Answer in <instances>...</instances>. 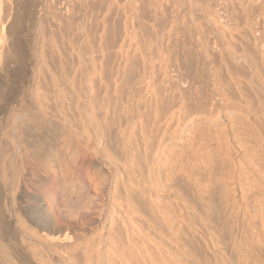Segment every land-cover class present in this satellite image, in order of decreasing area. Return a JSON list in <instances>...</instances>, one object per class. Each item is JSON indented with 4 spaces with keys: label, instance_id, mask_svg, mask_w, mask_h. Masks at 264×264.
I'll use <instances>...</instances> for the list:
<instances>
[{
    "label": "bare ground",
    "instance_id": "1",
    "mask_svg": "<svg viewBox=\"0 0 264 264\" xmlns=\"http://www.w3.org/2000/svg\"><path fill=\"white\" fill-rule=\"evenodd\" d=\"M172 1L0 0V264H264V0Z\"/></svg>",
    "mask_w": 264,
    "mask_h": 264
},
{
    "label": "rangeland",
    "instance_id": "2",
    "mask_svg": "<svg viewBox=\"0 0 264 264\" xmlns=\"http://www.w3.org/2000/svg\"><path fill=\"white\" fill-rule=\"evenodd\" d=\"M174 1H175V2H174ZM174 1H172V2H174V4H173L174 7H175L176 9L181 8V9L183 10V7H184V6L182 7V2H179L180 0H179V1L174 0ZM176 1H177L178 3H181V4L179 5ZM186 1H187V0H186ZM188 1H189V0H188ZM193 1L196 2V1H198V0H192V1L190 0L189 2L192 4ZM176 3H177V4H176ZM199 4H200V3H199ZM191 8H193V9H191ZM184 9H185V11H184V10H183V11H184L185 15H184L183 12H182V13H183V15H184V20H185V21H186V20H190V21L194 20V21H195V20H197V19H195V18H197V15H198L199 13L202 14L201 10H196L193 6H191V7H187V8L184 7ZM194 9H195V10H194ZM189 10H194V11H189ZM195 11H196V12L199 11V13H196ZM190 12L192 13V15H191V14H188V13H190ZM195 14H196V15H195ZM188 15H189V16H188ZM190 15H191V16H190ZM185 16H186V17H185ZM195 16H196V17H195ZM188 17H189V18H188ZM198 17L201 18V15L199 14ZM207 18H208V17H207ZM207 18H201L200 20L202 21V24H203L206 28H208L209 30H212V28L209 27V26H212V22L209 21V22H210V23H209L208 20H207ZM198 19H199V18H198ZM223 19H224V18H223ZM223 19H221V21L219 20V24H222L226 18H225L224 20H223ZM226 20H227V19H226ZM226 20H225V21H226ZM186 22L188 23L189 21H186ZM242 22H243V21H242ZM236 34H238V33H236ZM180 36H183V34H181V32H180ZM211 36H214L213 33H211ZM238 38H239V37H238L237 35H236V37H233V39H237V40H238ZM219 41H220V42H219ZM219 41H218V43H217V46H218L219 49H222V48L226 49V48L229 47V46L227 45V42H226L225 40H223V38H222L221 36H220V38H219ZM224 42H226V45H225ZM222 44H223V45H222ZM224 46H225V47H224ZM227 46H228V47H227ZM231 47H232V49L235 48L234 46H231ZM236 49H238V48L236 47ZM226 57H227V55H226ZM12 79H13V78H12ZM37 110H38V109H36V108L34 109V107L32 106V111H37ZM39 112H41V111L39 110ZM2 128H3L2 131H0V134H1V135H0V139L3 140V142L0 141V148L3 147V149H0V151H1L0 154L2 153L1 155H3L4 151L6 150V147H5V146H6L7 143H8V141H7V137L2 135V134L4 133L3 131H5V129H4V125H3ZM2 136H3V138L6 137V141H5L4 139L1 138ZM4 141H5V142H4ZM1 144H2L3 146H2ZM1 155H0V158H1ZM0 166H1V164H0ZM47 188H48V187H47ZM45 190H46V189H45ZM92 192H93V191H91L90 188H86L85 201H84V203H85V205L89 203V204L87 205L88 207H91V206H93L95 203H97V202H96L97 199H96V200H93L94 197H95V198H97V197H96V195H94V193H92ZM86 198H87V201H86ZM48 200H49V199H48ZM91 200H92L94 203H92ZM86 202H87V203H86ZM73 216H74V218H77L78 214H75V215H73Z\"/></svg>",
    "mask_w": 264,
    "mask_h": 264
}]
</instances>
